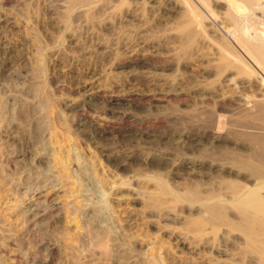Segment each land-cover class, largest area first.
I'll return each mask as SVG.
<instances>
[{
  "label": "rangeland",
  "instance_id": "obj_1",
  "mask_svg": "<svg viewBox=\"0 0 264 264\" xmlns=\"http://www.w3.org/2000/svg\"><path fill=\"white\" fill-rule=\"evenodd\" d=\"M207 4L0 0V264H264V79Z\"/></svg>",
  "mask_w": 264,
  "mask_h": 264
},
{
  "label": "bare ground",
  "instance_id": "obj_2",
  "mask_svg": "<svg viewBox=\"0 0 264 264\" xmlns=\"http://www.w3.org/2000/svg\"><path fill=\"white\" fill-rule=\"evenodd\" d=\"M195 1L199 2V4L204 6L205 5L207 6L208 5L207 3H209V0H195ZM216 1H219L220 3H225L226 10L228 11L230 17L229 19L233 21L234 25H236V28L239 32L238 35L239 37H236L235 35L234 39L236 40V43L240 48V51L243 54L244 59L246 60L244 62L250 64L251 67L255 66L260 71V74L264 79V0H216ZM203 8L204 7H202V9ZM209 9L210 8H208V10ZM221 9H219V11ZM192 10L194 12L193 7ZM258 11L261 12V16L259 14V16L257 17L256 13ZM226 12L223 14H226ZM221 17L224 16L222 15L220 16V18ZM229 19H227L228 20L227 22H229ZM226 23L224 25H226ZM256 173H259V171ZM258 178H259L258 179L259 183H257V186H255L256 189L248 190L244 194H242L243 197L238 196L234 200L237 209L240 210V213L243 216V222L238 227L240 231L244 233L245 241H246L245 243L248 246L249 245L257 246L258 243L260 242V238L264 237V198L261 197L262 195L260 194V191H264V173L262 172L259 173ZM159 189L162 194L167 193V189L163 184L159 185ZM178 198L179 197H177L176 199ZM181 198L188 199L190 201H195L197 200L198 197L195 194H193L192 191H188ZM205 212H206V217L199 222V225L204 222L205 223L212 222L215 224L216 223L214 221L215 218H217L220 222L226 221L223 214L224 213L223 207L218 202L214 203L212 206L207 207Z\"/></svg>",
  "mask_w": 264,
  "mask_h": 264
}]
</instances>
